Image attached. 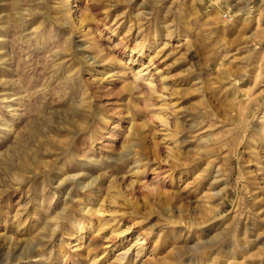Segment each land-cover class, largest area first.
<instances>
[{
	"label": "rangeland",
	"instance_id": "rangeland-1",
	"mask_svg": "<svg viewBox=\"0 0 264 264\" xmlns=\"http://www.w3.org/2000/svg\"><path fill=\"white\" fill-rule=\"evenodd\" d=\"M0 264H264V0H0Z\"/></svg>",
	"mask_w": 264,
	"mask_h": 264
},
{
	"label": "bare ground",
	"instance_id": "bare-ground-1",
	"mask_svg": "<svg viewBox=\"0 0 264 264\" xmlns=\"http://www.w3.org/2000/svg\"><path fill=\"white\" fill-rule=\"evenodd\" d=\"M142 69V68H141ZM143 72V70H137V73H138V75L140 74V73H142ZM145 74V73H144ZM147 74V73H146ZM149 84H150V81H149ZM139 159V156L137 157V158H135L134 160H138ZM140 160V159H139ZM135 163V165H138L139 163L138 162H134ZM97 212H99L98 210H96ZM87 228H92V225L90 224ZM81 233H77V235L79 236ZM142 237V236H141ZM143 238H145V236L143 237ZM111 247H112V245H110ZM109 246V247H110ZM107 248V247H106ZM118 257V256H117Z\"/></svg>",
	"mask_w": 264,
	"mask_h": 264
}]
</instances>
